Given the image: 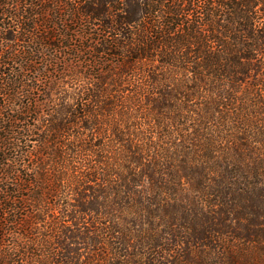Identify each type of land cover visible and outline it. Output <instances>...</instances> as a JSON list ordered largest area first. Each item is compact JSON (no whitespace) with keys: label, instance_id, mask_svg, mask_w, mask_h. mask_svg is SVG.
I'll return each mask as SVG.
<instances>
[{"label":"trees","instance_id":"16d2710c","mask_svg":"<svg viewBox=\"0 0 264 264\" xmlns=\"http://www.w3.org/2000/svg\"><path fill=\"white\" fill-rule=\"evenodd\" d=\"M0 264H264V0H0Z\"/></svg>","mask_w":264,"mask_h":264}]
</instances>
